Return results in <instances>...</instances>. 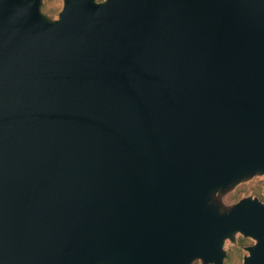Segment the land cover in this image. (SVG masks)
Masks as SVG:
<instances>
[{
	"label": "water",
	"instance_id": "1",
	"mask_svg": "<svg viewBox=\"0 0 264 264\" xmlns=\"http://www.w3.org/2000/svg\"><path fill=\"white\" fill-rule=\"evenodd\" d=\"M0 0V264H264V0Z\"/></svg>",
	"mask_w": 264,
	"mask_h": 264
},
{
	"label": "rangeland",
	"instance_id": "2",
	"mask_svg": "<svg viewBox=\"0 0 264 264\" xmlns=\"http://www.w3.org/2000/svg\"><path fill=\"white\" fill-rule=\"evenodd\" d=\"M64 0H42L41 11L44 15L51 19H57L62 11ZM253 197L264 202V175L255 176L247 181L234 187L230 192L223 196L222 202L225 206L236 204L241 199ZM241 234H236L233 241L227 240L224 245L226 259L224 264H243L244 257L247 255L246 248L241 244ZM248 239V242L254 244V241ZM249 245V246H251ZM230 256V260L227 257ZM194 264H202L201 261H196Z\"/></svg>",
	"mask_w": 264,
	"mask_h": 264
},
{
	"label": "trees",
	"instance_id": "3",
	"mask_svg": "<svg viewBox=\"0 0 264 264\" xmlns=\"http://www.w3.org/2000/svg\"><path fill=\"white\" fill-rule=\"evenodd\" d=\"M241 244H242V246L245 247V248H246L247 246L251 245V243L248 242V239H246V238H244V237L241 238ZM230 258H231V257L228 256V257H227V260H230Z\"/></svg>",
	"mask_w": 264,
	"mask_h": 264
}]
</instances>
